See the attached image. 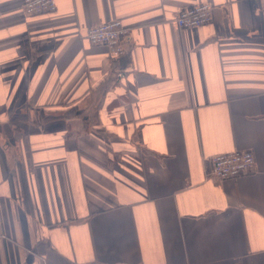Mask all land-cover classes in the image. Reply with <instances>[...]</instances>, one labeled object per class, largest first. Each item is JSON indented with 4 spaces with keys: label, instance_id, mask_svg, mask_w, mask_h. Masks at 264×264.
I'll list each match as a JSON object with an SVG mask.
<instances>
[{
    "label": "crops",
    "instance_id": "crops-1",
    "mask_svg": "<svg viewBox=\"0 0 264 264\" xmlns=\"http://www.w3.org/2000/svg\"><path fill=\"white\" fill-rule=\"evenodd\" d=\"M23 3L0 0V264H264V0ZM115 20L117 59L86 40ZM236 151L255 171L211 177Z\"/></svg>",
    "mask_w": 264,
    "mask_h": 264
},
{
    "label": "built area",
    "instance_id": "built-area-1",
    "mask_svg": "<svg viewBox=\"0 0 264 264\" xmlns=\"http://www.w3.org/2000/svg\"><path fill=\"white\" fill-rule=\"evenodd\" d=\"M57 0H24L23 9L28 16L54 14L58 10ZM213 6L204 3L180 12L176 23L182 29H198L211 23ZM129 34L122 21L115 20L105 25L90 28L86 40L93 46L107 48L113 59L125 54V39ZM256 158L252 151H236L212 158L211 177L218 180L238 178L245 173L255 171Z\"/></svg>",
    "mask_w": 264,
    "mask_h": 264
}]
</instances>
